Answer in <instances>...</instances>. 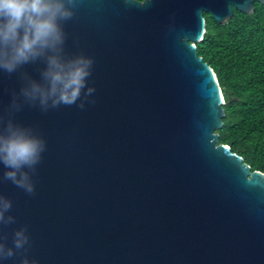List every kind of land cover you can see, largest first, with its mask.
Wrapping results in <instances>:
<instances>
[{"label": "water", "instance_id": "water-1", "mask_svg": "<svg viewBox=\"0 0 264 264\" xmlns=\"http://www.w3.org/2000/svg\"><path fill=\"white\" fill-rule=\"evenodd\" d=\"M255 1L80 0L65 52L93 58L95 103L14 114L47 147L34 195L0 179L5 243L26 225L38 264H264V172L218 143L225 99L197 53L204 13L223 23ZM21 86L0 73V110Z\"/></svg>", "mask_w": 264, "mask_h": 264}, {"label": "clouds", "instance_id": "clouds-1", "mask_svg": "<svg viewBox=\"0 0 264 264\" xmlns=\"http://www.w3.org/2000/svg\"><path fill=\"white\" fill-rule=\"evenodd\" d=\"M80 0H0V73H19L22 86L12 91L6 109L0 110V165L10 181L27 194H35L32 175L46 151V141L32 127L14 121V114L25 105L42 112L77 105L81 110L94 104V86L88 85L94 60L84 54L65 52L64 23L73 19ZM42 62L40 79L21 69ZM79 103L77 104V102ZM11 199L0 194V228L15 223L10 214ZM0 235V261L21 255L20 264H38L25 254L30 247L27 226L12 234V246Z\"/></svg>", "mask_w": 264, "mask_h": 264}, {"label": "trees", "instance_id": "trees-1", "mask_svg": "<svg viewBox=\"0 0 264 264\" xmlns=\"http://www.w3.org/2000/svg\"><path fill=\"white\" fill-rule=\"evenodd\" d=\"M197 53L214 71L224 95L218 143L226 144L252 170L264 172V3L217 23L204 13Z\"/></svg>", "mask_w": 264, "mask_h": 264}]
</instances>
